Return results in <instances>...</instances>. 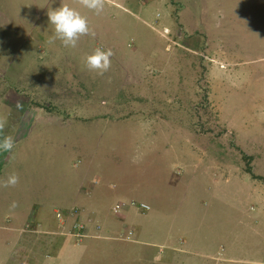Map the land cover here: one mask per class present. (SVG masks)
<instances>
[{
	"label": "rangeland",
	"instance_id": "obj_1",
	"mask_svg": "<svg viewBox=\"0 0 264 264\" xmlns=\"http://www.w3.org/2000/svg\"><path fill=\"white\" fill-rule=\"evenodd\" d=\"M0 152L13 205L102 191L73 264H264V0H0Z\"/></svg>",
	"mask_w": 264,
	"mask_h": 264
},
{
	"label": "crops",
	"instance_id": "obj_2",
	"mask_svg": "<svg viewBox=\"0 0 264 264\" xmlns=\"http://www.w3.org/2000/svg\"><path fill=\"white\" fill-rule=\"evenodd\" d=\"M10 117H7V119H9ZM43 119H44V116H43ZM18 131H16L13 134H10L7 137V139L9 138L11 139L12 137H15V135L20 134ZM22 136L23 134H21V137ZM21 137H18V139H20ZM79 161L82 164H84L85 163L84 157L81 156V159H79ZM2 164L3 163L0 162V264H7L14 257L16 258L17 256L21 255V253L24 250L28 249V247L25 244V241H27L28 237H31V235L30 233H25V232L29 231L32 228H35L33 226H36V233H37L36 237L38 240L47 239V237L42 234L44 233L43 225H45L44 224L45 221L41 222L42 217L47 212H51L50 220L48 223L49 225L54 227V229L56 230L55 233H52V234H54L56 236L54 237L57 238L56 242H57V247H58L57 255H53V256L48 255V258L50 260L47 264H73L74 258L72 257L73 260L71 259V254L74 252L73 251L74 249L70 247L71 245L69 244V241L71 239L74 240L75 238L71 236L70 229L67 230V228L70 226V223H69L70 219L61 223L59 220L55 218L54 212L55 211L64 212V211H68V210H72L76 208H83V210H85L83 211L84 215H86L88 218L91 219L89 221V225L97 224L96 222L98 221V219H100V216L102 217L104 216L105 218V216L107 215V214H102L103 212H101V209H105L107 206V205L100 206L102 191H100L98 187L94 188V186L97 185L96 183H94V181H92L91 179L90 180L87 179V176H85L86 174H88L87 169H81L78 172V174L77 172L76 174H73L74 185L76 183L77 186H74V190L72 191V195L70 196V199H68V201L66 200L60 201L59 204L57 203L48 204V203H41V202L35 203L34 202V203H31L29 206L25 205L21 207L16 202H15V205L12 204L11 190L5 187L6 185L9 184V180L11 178L10 174L12 173H9L6 169L4 170L6 166H1ZM99 192L101 194H99ZM95 198H97V200H95ZM133 201L135 200L131 198L130 196L129 198L127 197L123 199L121 198L117 199L114 205L111 207L112 208L111 210L113 211V209L116 206H119L121 208L123 207L122 210L124 211L131 210V213L133 214V208L130 206V204ZM139 202H142L143 204L146 203V201L144 200L139 201ZM52 207L53 208L54 207L65 208V210H59V209L57 210V208L51 209ZM12 208H15V209H12ZM92 209H95V210L92 211ZM96 209L100 210V216L99 214L96 213ZM96 214L98 215L97 217H96ZM106 221H108V219L105 220L104 222ZM105 225H108V223ZM143 225L146 226L147 221H145ZM106 227L107 228L104 230V232L109 233V232H112L111 230L114 231L115 228H117V225L115 226L114 224H112V226L110 227L106 226ZM91 229H92V226H91ZM147 230H148L147 231L148 235L146 236H148L150 239L151 235H149L148 227H147ZM103 239H108V238L104 237ZM82 240L83 239L78 240V241L81 242ZM165 240H167V237H165L164 242ZM150 244L154 246H158L155 243L154 244L150 243Z\"/></svg>",
	"mask_w": 264,
	"mask_h": 264
},
{
	"label": "built area",
	"instance_id": "obj_3",
	"mask_svg": "<svg viewBox=\"0 0 264 264\" xmlns=\"http://www.w3.org/2000/svg\"><path fill=\"white\" fill-rule=\"evenodd\" d=\"M5 161V155H2V153L0 152V162L4 163ZM130 206L136 210H139V211H143V212H146L149 210V207L146 205V204H134V203H131ZM121 207L119 206H116L113 211L115 214H118L119 211H121ZM75 215H77V211L72 209V210H68V211H64V212H61V211H55L54 212V216L57 220H59L61 223L69 220V219H73V223L70 227V234L71 236H73V238H77V239H81L85 236V228H84V225L79 222V221H76L75 219ZM63 226V225H61ZM132 235H133V232L132 230H127L126 231V236L125 238H121L122 240H131L132 238Z\"/></svg>",
	"mask_w": 264,
	"mask_h": 264
},
{
	"label": "clouds",
	"instance_id": "obj_4",
	"mask_svg": "<svg viewBox=\"0 0 264 264\" xmlns=\"http://www.w3.org/2000/svg\"><path fill=\"white\" fill-rule=\"evenodd\" d=\"M114 213V212H113ZM115 214V213H114ZM119 214V213H118ZM118 214H116V215H118Z\"/></svg>",
	"mask_w": 264,
	"mask_h": 264
}]
</instances>
